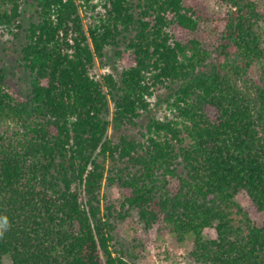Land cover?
Instances as JSON below:
<instances>
[{
    "label": "trees",
    "instance_id": "1",
    "mask_svg": "<svg viewBox=\"0 0 264 264\" xmlns=\"http://www.w3.org/2000/svg\"><path fill=\"white\" fill-rule=\"evenodd\" d=\"M95 1L34 0L25 98L0 70V264H139L143 245L117 233L132 211L146 230L193 238L199 264H264V76H250L262 6L221 0L212 51L192 37L197 0H103L86 27ZM21 5L0 0V29L22 28ZM108 48L118 78L92 72ZM157 90L174 118L148 114Z\"/></svg>",
    "mask_w": 264,
    "mask_h": 264
},
{
    "label": "rangeland",
    "instance_id": "2",
    "mask_svg": "<svg viewBox=\"0 0 264 264\" xmlns=\"http://www.w3.org/2000/svg\"><path fill=\"white\" fill-rule=\"evenodd\" d=\"M256 1L264 10V0ZM21 2L22 28H13L12 31L0 29V70L6 76V89L17 97L25 98L31 86V76L21 59V49L27 43L26 30L32 22L38 21L39 17L33 4L34 0H21ZM95 2L97 7L94 11L82 13L86 27L95 23L97 16L105 14L104 1L96 0ZM196 8L202 18L192 37L198 39L208 49L215 51L221 41L222 19L226 16L229 8L221 0H197ZM260 32L264 40V20L261 21ZM121 71L122 61L115 55L112 48L107 49L104 58L97 59L96 66L92 69V72L98 77L113 73L118 78ZM250 76L255 81H259L264 76V59L252 66ZM149 101L150 110L148 114L162 120L175 117L176 112L170 106L171 99H169L168 92L157 90L149 97ZM134 135L141 136L136 134V131ZM103 194L108 198L118 200L124 196L125 192L119 187H105ZM236 199L242 206L252 207L246 193L241 192ZM117 233L121 240L129 246L135 242L143 245L139 264H199L190 255L193 248V238L179 242L173 234L168 231H161L158 227L146 230L139 221L137 211H132L131 216L118 222ZM204 235L214 238L215 232L208 228Z\"/></svg>",
    "mask_w": 264,
    "mask_h": 264
}]
</instances>
